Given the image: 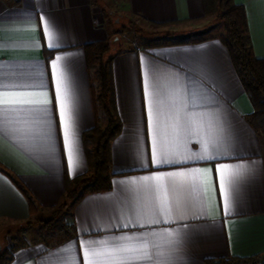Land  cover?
<instances>
[{
	"label": "crops",
	"instance_id": "obj_1",
	"mask_svg": "<svg viewBox=\"0 0 264 264\" xmlns=\"http://www.w3.org/2000/svg\"><path fill=\"white\" fill-rule=\"evenodd\" d=\"M234 2L245 9L254 55L264 58V0ZM113 3L112 11L142 25L203 26L207 35L149 48L120 45L111 62L114 111L121 122L110 142L111 188L88 193L72 204L62 218L68 236L54 233L58 236L54 242H27L13 251L9 264H81L84 242L163 229L177 233L166 264H206L212 258L261 255L264 137L250 123L252 105L219 39L225 32L223 24L213 23L214 14L205 13L203 0ZM113 25L104 7L91 0H0V94L42 93L31 98L48 101L0 112V230L51 214L64 200L65 173L73 179L86 172L82 136L95 125L98 114L84 45L102 41L116 48ZM175 30L170 32L176 37ZM58 78L71 117V164L57 99ZM146 89L152 95H146ZM157 92L169 100L158 117ZM189 96L196 98L194 111L210 126L215 144L210 154L215 158L199 160L195 155L202 154L201 141L209 139L203 131L179 137L169 131L157 135V147L191 159L158 168L152 163L153 118L163 129L173 104ZM99 119L103 127L105 115L99 114ZM222 165L244 166L239 178L223 186L227 209L218 171ZM192 169L206 171L182 178L171 217H160L155 201L138 197L142 186L131 183L158 172ZM5 172L28 189L38 204L36 214H30L26 198ZM230 173L226 172V180L233 179ZM137 218L143 227L135 222ZM152 219L161 223L145 222Z\"/></svg>",
	"mask_w": 264,
	"mask_h": 264
},
{
	"label": "trees",
	"instance_id": "obj_2",
	"mask_svg": "<svg viewBox=\"0 0 264 264\" xmlns=\"http://www.w3.org/2000/svg\"><path fill=\"white\" fill-rule=\"evenodd\" d=\"M91 1L94 2L95 0ZM203 3L205 13L216 14L218 20L223 23L225 32L219 36V39L226 47L234 70L252 105L253 112L250 115V123L264 137V58H257L253 53L245 9L242 5L236 4L234 0H203ZM151 24L163 26L167 23L151 22ZM136 30L145 34L140 27ZM178 41L183 42L179 37L176 38L173 33L168 32L161 37L158 35L147 38L142 42V47L169 45ZM119 50L120 48L113 49L109 42L97 41L84 45L86 65L90 72L93 103L98 114L95 125L85 131L82 136L87 170L84 174L73 179H70L65 173L64 200L53 211L51 217L40 221V232L63 230L65 236H68L69 233L66 232L62 218L72 204L88 193L111 188L110 142L121 129V122L114 111L111 62ZM101 113L106 118L103 127L100 125L99 119ZM5 173L26 198L30 214H36L38 204L28 189L14 175ZM29 223L30 220L26 221V224L29 225ZM10 240L12 242L10 249L6 247V249L0 250V264H9L12 260L13 251L26 244L18 235L11 237ZM261 258H264V251L261 255L249 257L228 256L206 259L205 263L258 264Z\"/></svg>",
	"mask_w": 264,
	"mask_h": 264
},
{
	"label": "snow or ice",
	"instance_id": "obj_3",
	"mask_svg": "<svg viewBox=\"0 0 264 264\" xmlns=\"http://www.w3.org/2000/svg\"><path fill=\"white\" fill-rule=\"evenodd\" d=\"M51 46V45H50ZM57 57V60H60ZM57 99L60 105V117L64 126L65 146L68 150L69 163L73 162V146H72V131L71 117L68 112L65 93L61 87V81L57 80ZM0 98V112L6 114L11 108L24 105H40L47 104L46 99H33L42 95V93L33 92H9L4 91ZM146 95H152L147 92ZM155 108L157 117L160 115L161 109L164 108L169 100L165 94L157 92L155 94ZM197 101L194 96H189L180 101L178 104H173L172 110L167 113V121L163 129L160 128L154 117L153 124V152L152 163L156 167H161L166 164H183L191 159V156L179 158V154L168 152L162 147H157V135L171 134L179 137L181 134L191 135L204 132L209 139L202 140V154L195 153L199 160L214 159L210 154V147L215 144L211 140L210 126L203 122L202 114H197L194 109L197 107ZM153 104L149 101V114L152 116ZM243 165H222L218 170L220 172V182L222 191H225V208L229 207V200L226 189L223 187L226 183H232L235 179L242 175ZM231 170L232 180H226V172ZM203 169H192L189 171H173L145 176L140 178V181H131L132 184H140L142 187L137 190V196L141 199L150 198L155 201L156 211L160 217H171L174 211L173 200L178 190V185L183 183L182 178L194 176L195 173L204 172ZM210 171V170H207ZM177 202L176 210H179ZM140 227L144 225L140 223V218L135 221ZM146 223H161L160 219H152L145 221ZM164 223L170 222L164 220ZM131 223V221H130ZM127 226V225H125ZM177 233L163 229L159 232L150 231L142 232L138 235H120L113 236L110 239L101 238L84 242L83 257L81 264H166L168 253L171 251L170 246L175 244ZM165 245L169 246L167 249Z\"/></svg>",
	"mask_w": 264,
	"mask_h": 264
},
{
	"label": "rangeland",
	"instance_id": "obj_4",
	"mask_svg": "<svg viewBox=\"0 0 264 264\" xmlns=\"http://www.w3.org/2000/svg\"><path fill=\"white\" fill-rule=\"evenodd\" d=\"M95 3L99 4L100 6H103L105 9V14L107 21L111 24H114V35L113 38L118 37L117 41L114 42L115 47L117 44H119L116 48H119L120 45L123 43V46L125 47H137L142 46V42L145 41L147 38H151L154 36H158V34L164 35L165 33L170 32V29H176L175 35L176 38L179 37L180 40L183 41H195L198 40L204 36L207 35L206 30L203 28V26H191V25H176L170 27H150L142 25L139 22H136L134 19L133 21L131 18H127L126 16H122L121 14H118L117 12L112 11V6H114L113 2L115 0H95ZM213 23H219L223 24L220 20H218L217 15L214 14L212 17ZM131 22V23H128ZM138 27H144L141 28L144 30L145 34H141L137 32L136 28ZM202 31H204L202 33ZM182 37V38H180ZM178 40V39H177ZM114 48V49H116ZM56 209V208H55ZM54 209V210H55ZM51 214L47 213L39 217V215L35 218L30 219L29 225L26 224V222L16 225L14 227H2L0 230V250H3L6 247L10 249L11 247V241L9 240V237H14L15 235H18V237L23 241V243L27 242H33V241H44V242H54L56 239H58V236H55L54 233H59L60 236L64 234L63 230H56L51 232H40L39 226L40 221L47 219L51 217L53 211ZM62 233V234H61Z\"/></svg>",
	"mask_w": 264,
	"mask_h": 264
},
{
	"label": "built area",
	"instance_id": "obj_5",
	"mask_svg": "<svg viewBox=\"0 0 264 264\" xmlns=\"http://www.w3.org/2000/svg\"><path fill=\"white\" fill-rule=\"evenodd\" d=\"M258 264H264V259L260 260Z\"/></svg>",
	"mask_w": 264,
	"mask_h": 264
}]
</instances>
